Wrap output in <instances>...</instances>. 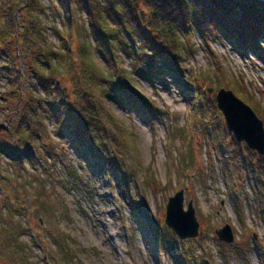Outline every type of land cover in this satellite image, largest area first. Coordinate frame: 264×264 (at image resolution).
Returning a JSON list of instances; mask_svg holds the SVG:
<instances>
[{"label": "rangeland", "instance_id": "374dc122", "mask_svg": "<svg viewBox=\"0 0 264 264\" xmlns=\"http://www.w3.org/2000/svg\"><path fill=\"white\" fill-rule=\"evenodd\" d=\"M41 2L43 39L52 54L62 52L70 28L74 52L83 47L92 68L113 78L115 71L93 47L86 14L75 4L69 27L56 0ZM23 8L13 11L14 30L9 26L6 32V22L0 19V123L8 125L0 131V264H181L170 243L157 244L152 226L165 224L168 197L179 190L183 191V208L191 202L199 223L195 237L175 234L183 252L198 255L191 264H205L201 258L205 251L213 256V264H224L220 249L224 244L230 264H264V218L257 213V208L264 207V185L257 188L248 157L236 150L238 146L224 130L226 124L222 122L217 129L215 122L206 119L202 124L198 119L202 100L195 94L198 85L206 93L207 88L213 89L207 93L209 98L220 88L231 89L210 81L212 75L224 74L264 104V62L225 38L206 39L193 31L182 39L184 60L177 63L180 74H168L166 83L159 75L150 80L139 75L130 57L118 50V64L143 96L160 105L162 114L150 120L125 103L107 99L105 106L124 127L126 142H119L117 149L132 169L125 178L107 146H100V151L111 157L108 160L87 151L77 155V142L63 130L54 114L56 108H50L47 99L44 110L40 108L47 125L37 142L40 149L34 155L17 150L11 132L19 110L29 92H39L21 35ZM190 45L192 52L186 51ZM54 65L62 67V62H51ZM14 74L19 77L18 87L12 86ZM55 78L63 86L73 80L71 72ZM69 94L71 100L76 98ZM258 117L264 127V115ZM172 128L177 130L172 132ZM47 142L55 144L54 150L47 152ZM8 145L11 150L5 148ZM251 159L255 163L256 158ZM226 224L234 234L231 243L215 234Z\"/></svg>", "mask_w": 264, "mask_h": 264}, {"label": "trees", "instance_id": "16d2710c", "mask_svg": "<svg viewBox=\"0 0 264 264\" xmlns=\"http://www.w3.org/2000/svg\"><path fill=\"white\" fill-rule=\"evenodd\" d=\"M56 1L61 13L66 16L69 27L73 25L71 14L75 4L86 14L88 32L94 42L93 47L100 52L103 61L115 72L113 78H107V75L96 72L92 68L93 65L87 62L83 47L77 49L79 52H74L70 28L65 33L62 52L52 54L53 50L46 45L45 37L43 39L46 28L40 18V14L44 11L41 0H23L17 4L16 0H0L2 13L0 19L6 22L4 28L6 32L10 29L9 26L13 30L15 28L13 11L24 6L21 10V35L25 48L29 50L31 70L36 78L34 86L39 91L37 94L29 92L28 97L24 98L26 102L19 110L17 125L11 132L17 150H22L23 154L34 155V152L40 149L37 142L47 129L40 108H44L43 102L47 99L50 108H56L54 114L63 130L71 140L77 142L75 144L78 146V156L81 154L80 151H87L95 158L108 160L111 157L101 155L100 151V146H107L108 154L114 158L112 162L122 171L125 178L131 174L132 169L117 149L119 142L125 141L124 127L116 120L113 111L105 106L107 99L112 98L117 102L125 103L129 110L139 111L150 120H155L162 114L160 105L143 96L135 88L125 69L118 64L116 61L118 50L130 57L132 69L139 75L149 80L151 76L156 78L159 75L166 83L168 74H180L177 63L184 60L182 51L185 46L182 39L193 31H197L206 39L225 38L236 48L251 51L264 62V45L261 43L264 40V0ZM190 46L186 51H193L194 46ZM56 60L62 62V67L51 66V62ZM11 67L16 73V65L12 64ZM68 72H71L73 77L72 83L63 86L55 76L65 75ZM212 77L210 81L226 84L228 88L233 89V92L243 97L258 116L264 115V104L261 100L256 99L236 79H230L224 74L212 75ZM18 78V75L14 74L12 86L18 87ZM71 92L76 97L74 100L69 97ZM195 92L202 100L198 119L202 124L206 119L215 122L216 128H220L225 121L223 114L217 108L215 97L209 98L208 91L207 93L202 91L199 85ZM174 129L176 128H172V132L175 131ZM224 130L226 134L231 135L238 146L236 150L238 149L239 152L243 150L247 155L249 171L257 181V188L259 184L264 185V154L258 155L254 150L249 149L244 141H237L227 127ZM114 140H116L115 144ZM45 145L47 152L55 148L53 143L47 142ZM231 145L233 146V143ZM5 148L11 150L12 147L8 145ZM116 152L120 153V156ZM250 156L256 158L255 163ZM67 165L76 170L75 165L71 163ZM257 213L264 218V207L257 208ZM152 226L157 244L170 243L179 254L181 264H191V261L198 258V255L192 256L186 251L183 252L181 240L177 242L175 233L165 224L156 223ZM226 246L228 245L224 244L220 248L221 258L224 264H230L231 259L226 256ZM234 250L239 254L242 253L240 249L234 248ZM257 250L260 253L258 247ZM209 254L210 252L205 251L201 256L205 264L214 263L211 259L213 256ZM242 255L249 261L248 253L244 251Z\"/></svg>", "mask_w": 264, "mask_h": 264}, {"label": "water", "instance_id": "95a60500", "mask_svg": "<svg viewBox=\"0 0 264 264\" xmlns=\"http://www.w3.org/2000/svg\"><path fill=\"white\" fill-rule=\"evenodd\" d=\"M207 90L212 92L213 89L209 87ZM215 100L217 108L224 116L227 129L234 134L235 139L244 141L258 155L264 154V127L254 110L231 89L220 88L215 94ZM7 129V124L0 123V131ZM164 223L179 238L195 237L199 234V223L191 202H188L186 209L183 208L182 190L168 197ZM215 234L226 243L234 240L233 231L228 224L216 229Z\"/></svg>", "mask_w": 264, "mask_h": 264}]
</instances>
